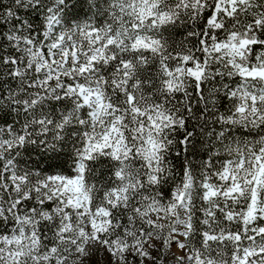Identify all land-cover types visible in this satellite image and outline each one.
Masks as SVG:
<instances>
[{
    "label": "snow or ice",
    "instance_id": "6c2138e0",
    "mask_svg": "<svg viewBox=\"0 0 264 264\" xmlns=\"http://www.w3.org/2000/svg\"><path fill=\"white\" fill-rule=\"evenodd\" d=\"M0 264H264V0H0Z\"/></svg>",
    "mask_w": 264,
    "mask_h": 264
}]
</instances>
